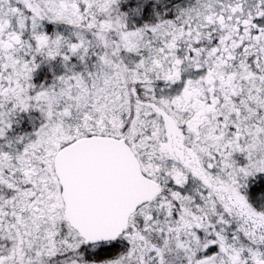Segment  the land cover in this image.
<instances>
[{
  "label": "snow or ice",
  "instance_id": "obj_1",
  "mask_svg": "<svg viewBox=\"0 0 264 264\" xmlns=\"http://www.w3.org/2000/svg\"><path fill=\"white\" fill-rule=\"evenodd\" d=\"M0 264H264V0H0Z\"/></svg>",
  "mask_w": 264,
  "mask_h": 264
}]
</instances>
